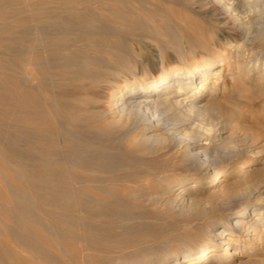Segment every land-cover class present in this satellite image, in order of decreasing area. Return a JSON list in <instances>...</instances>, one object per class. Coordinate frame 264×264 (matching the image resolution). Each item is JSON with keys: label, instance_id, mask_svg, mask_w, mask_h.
Wrapping results in <instances>:
<instances>
[{"label": "bare ground", "instance_id": "bare-ground-1", "mask_svg": "<svg viewBox=\"0 0 264 264\" xmlns=\"http://www.w3.org/2000/svg\"><path fill=\"white\" fill-rule=\"evenodd\" d=\"M177 1L0 0V264H232L250 258L247 241L264 244L262 187L245 183L200 249L132 262L97 253L134 233L126 182L157 173L134 160L178 141L182 157L207 161L212 137L194 150L178 122L208 112L232 64L264 66V0H213L204 15L191 0L195 16ZM244 163L202 182L214 188ZM174 182L159 193L177 198L187 179Z\"/></svg>", "mask_w": 264, "mask_h": 264}, {"label": "rangeland", "instance_id": "rangeland-1", "mask_svg": "<svg viewBox=\"0 0 264 264\" xmlns=\"http://www.w3.org/2000/svg\"><path fill=\"white\" fill-rule=\"evenodd\" d=\"M214 4L213 0H202V6L198 9L194 8L196 4L191 0H178L169 5L183 14L195 16L193 11L197 9L201 15L209 10H218V6ZM238 37L240 35L236 33L234 40L239 39ZM230 68L231 70L221 72L224 76L214 91L215 94L210 96L213 93L211 90L204 97L203 104L208 107V112H194L184 123L178 122L181 126H178L179 130L188 132L190 140L196 141L194 150L201 148L212 137L213 150L209 159L197 162L189 156L182 157L184 149L178 141H174L172 149L162 148V151L159 149L145 154V160L144 157L134 160V169L136 166L137 169L140 166L154 167L157 168V173L150 175V178L143 177L142 182H126L129 186L127 191L132 195L134 193L132 201L138 206L132 219V224L136 225L134 233L112 234L109 236L110 252L99 249L98 254L109 256L114 261L117 258L121 262H132L148 257L163 259L185 250L189 245L200 244V249L211 238L209 231L213 222H221L226 213L236 211L240 200L239 189L245 183L260 185V198L264 201V81H260L261 78L264 79V66L251 70L247 65L239 68L234 63ZM194 129L202 132V136ZM242 160H245L243 171L226 176L218 186L213 188L211 182H202L205 177L207 181L210 180L214 167L222 168L226 164L234 165ZM147 161L155 165L152 166L149 162L146 164ZM183 179H187V183L182 187L183 194L177 198L173 193H159L161 186H168L170 183L173 185L174 181ZM193 179L196 184H189ZM165 190L172 189L166 187ZM200 211H203L202 215H198ZM247 242L250 246L247 250L249 249L253 258H242L237 254V259L232 264H256L254 260H264V244ZM239 250V254L245 251L244 248ZM92 252L88 250L87 254L91 255ZM210 264L226 263L216 261Z\"/></svg>", "mask_w": 264, "mask_h": 264}]
</instances>
